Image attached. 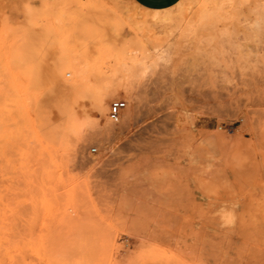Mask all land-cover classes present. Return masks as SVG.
Masks as SVG:
<instances>
[{"label":"rangeland","instance_id":"obj_1","mask_svg":"<svg viewBox=\"0 0 264 264\" xmlns=\"http://www.w3.org/2000/svg\"><path fill=\"white\" fill-rule=\"evenodd\" d=\"M0 214V264H264V0H0Z\"/></svg>","mask_w":264,"mask_h":264},{"label":"built area","instance_id":"obj_2","mask_svg":"<svg viewBox=\"0 0 264 264\" xmlns=\"http://www.w3.org/2000/svg\"><path fill=\"white\" fill-rule=\"evenodd\" d=\"M125 106L122 101H114L109 107L108 116L112 122H118L121 118V110Z\"/></svg>","mask_w":264,"mask_h":264},{"label":"crops","instance_id":"obj_3","mask_svg":"<svg viewBox=\"0 0 264 264\" xmlns=\"http://www.w3.org/2000/svg\"><path fill=\"white\" fill-rule=\"evenodd\" d=\"M140 1L145 5L161 6V5H164L168 2H172L174 0H140Z\"/></svg>","mask_w":264,"mask_h":264},{"label":"bare ground","instance_id":"obj_4","mask_svg":"<svg viewBox=\"0 0 264 264\" xmlns=\"http://www.w3.org/2000/svg\"><path fill=\"white\" fill-rule=\"evenodd\" d=\"M4 213V212H3ZM3 215V214H2ZM0 216H1V214H0ZM1 248V247H0ZM1 250V249H0ZM2 252V251H1Z\"/></svg>","mask_w":264,"mask_h":264}]
</instances>
